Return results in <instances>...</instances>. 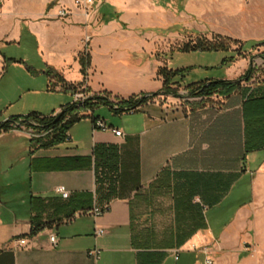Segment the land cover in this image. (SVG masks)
Segmentation results:
<instances>
[{"label": "crops", "instance_id": "0c3cea01", "mask_svg": "<svg viewBox=\"0 0 264 264\" xmlns=\"http://www.w3.org/2000/svg\"><path fill=\"white\" fill-rule=\"evenodd\" d=\"M154 1L98 0L85 12L73 0H6L0 41L22 47L10 64L37 76L46 94L68 97L49 113L31 112L54 115L79 91L118 101L160 90L162 61L153 51L167 35L158 31L173 21L158 17ZM199 4L208 19L219 17L223 4L232 9L222 28L211 25L214 32L245 46L262 38V2L224 0L209 13ZM58 8L68 14L57 17ZM242 59L237 71L193 82L236 80L246 69ZM5 67L0 61V72ZM255 85L242 78L227 95L159 94L133 112L99 105L112 117L80 111L67 139L52 146L39 145L43 133L25 123L0 131V264H166L191 252L201 263L216 251L256 245L264 144L248 150V88ZM91 116L122 135L92 129ZM240 196L222 223L223 202ZM105 204L106 211L91 213ZM95 227L104 233L96 235ZM92 249L96 258L87 254Z\"/></svg>", "mask_w": 264, "mask_h": 264}, {"label": "rangeland", "instance_id": "374dc122", "mask_svg": "<svg viewBox=\"0 0 264 264\" xmlns=\"http://www.w3.org/2000/svg\"><path fill=\"white\" fill-rule=\"evenodd\" d=\"M200 1L203 8L208 10L214 4L224 0L154 1L157 10L162 12L158 14V17L164 18L166 15L168 18L170 16L173 21L172 27L158 31L159 34L167 35L156 42L153 51L155 57L162 61V66H165L168 70L173 72L182 70V73L174 72L172 80L181 84L190 83L206 75L219 76L226 68H229L231 72L237 71L244 65L242 58L246 61V69L250 63L253 67L248 83L256 84L264 80V60L261 57L264 44H256L252 47L245 46L240 49L237 48V44L229 42L226 50L179 49L183 44L189 41L193 42L198 36L211 39L214 34H218L210 28L214 23L215 26L221 28L228 23L227 15L229 11H232L231 8L223 4L219 17L212 19L213 16L210 15V19H208L207 14H201L202 12L199 10L201 9ZM248 1H260L264 4V0ZM224 8H227L226 12H224ZM209 12L210 10H208ZM260 12L264 13V9ZM127 22L134 23L132 19ZM261 29L263 32L259 35L262 38L257 41H264V27ZM219 35L228 37L224 34ZM21 50V45L17 43L0 41V55L7 64V67L0 72V123L7 120L8 116L15 114H27L31 111H39L43 114L49 113L52 109L58 108L60 104L68 101V97L61 92L46 94L41 91L40 80L37 76L27 72L21 66L10 64L11 61H17L21 58ZM31 51H33V47ZM247 59L249 61L248 65ZM223 60L225 61L222 64ZM246 69L244 68L243 73ZM179 86L176 89L177 96H190L187 91L181 92L183 88ZM93 111L95 115L107 119L112 117L105 106H97ZM243 198V196H240L236 200L229 201L228 199L223 202L220 219L222 223L228 220L233 206ZM261 206L259 217L261 233L258 235V243L249 249L248 244H244L239 249L216 251L213 256L216 264H264V202L261 203ZM207 216H209V213ZM200 261L201 255L198 252H191L182 253L179 262L169 260L166 264H201Z\"/></svg>", "mask_w": 264, "mask_h": 264}, {"label": "trees", "instance_id": "16d2710c", "mask_svg": "<svg viewBox=\"0 0 264 264\" xmlns=\"http://www.w3.org/2000/svg\"><path fill=\"white\" fill-rule=\"evenodd\" d=\"M237 44V48L245 47L244 43L230 37L214 34L211 39L196 37L193 42L189 41L183 44L181 50H226L228 43ZM256 44H264V41H250L248 46ZM264 60V51L261 54ZM231 59V57H230ZM82 66L84 60L81 58ZM225 60L222 61V64ZM253 71L251 63L247 69L236 80L212 79L209 81L191 82L186 84L185 88L190 96H210L212 94H229L237 85L239 80L245 78L249 81ZM175 73L180 71H174ZM172 70H168L165 66H160L157 69V74L162 78V86L160 90L151 93H141L132 95L118 101H109L107 94H98L86 96L81 102H70L64 105L57 113L49 116H42L35 112L28 113L22 117L12 116L0 123V131H6L18 124H28L30 128L37 133H43L42 136L36 139L41 146H52L56 143L67 139V131L70 126L78 121L81 116L80 111H93L99 105L107 106L112 112H133L137 106L145 103L147 100L159 94L177 96L176 89L180 85L177 81L172 80L174 76ZM98 117L91 116V122ZM264 144V80L256 83L251 89L248 88V150L260 148Z\"/></svg>", "mask_w": 264, "mask_h": 264}, {"label": "built area", "instance_id": "2783aa9c", "mask_svg": "<svg viewBox=\"0 0 264 264\" xmlns=\"http://www.w3.org/2000/svg\"><path fill=\"white\" fill-rule=\"evenodd\" d=\"M6 0H0V14H1V9H2V6L4 4ZM98 0H73V3L75 6H78V7H81L85 12L88 11V9ZM68 14V11L65 9V8H58L57 9V12H56V16L57 17H65L66 15ZM88 41V36L85 35L84 39H83V42L84 43H87ZM0 61L2 62L3 61V58L1 57L0 55ZM72 97H73V102H81L83 101V99L86 98V95L84 92L82 91H79V92H74L72 94ZM92 124V129H98V130H102V131H111L115 136L119 137L122 135V132L119 130V129H116V128H113L109 125H107L102 119L100 118H97L95 119L94 121L91 122ZM55 191L60 193L62 197H67L68 196V192L62 187V186H57L55 188ZM108 209V205L105 204L103 205L102 207H93L91 209V213L93 215H99L101 214L102 212L106 211ZM94 233L96 235H101L104 233V230L100 227H95L94 229ZM49 240L50 242L53 244L55 242V236L54 235H51L49 237ZM19 244H24L25 243V239L21 238L18 240ZM98 249H92L90 251H88V255L90 256H93L94 258L97 257V254H98ZM201 264H216L215 260L210 257V256H207L205 255L202 259V262Z\"/></svg>", "mask_w": 264, "mask_h": 264}]
</instances>
